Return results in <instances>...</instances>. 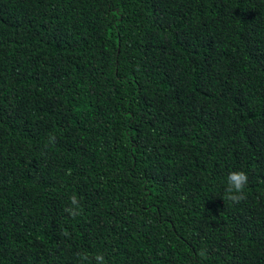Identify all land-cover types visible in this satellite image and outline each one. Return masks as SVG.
Here are the masks:
<instances>
[{
    "label": "trees",
    "instance_id": "obj_1",
    "mask_svg": "<svg viewBox=\"0 0 264 264\" xmlns=\"http://www.w3.org/2000/svg\"><path fill=\"white\" fill-rule=\"evenodd\" d=\"M77 253L264 264V0H0V264Z\"/></svg>",
    "mask_w": 264,
    "mask_h": 264
},
{
    "label": "clouds",
    "instance_id": "obj_2",
    "mask_svg": "<svg viewBox=\"0 0 264 264\" xmlns=\"http://www.w3.org/2000/svg\"><path fill=\"white\" fill-rule=\"evenodd\" d=\"M55 136L49 135V143H55ZM248 184V174L243 170H232L228 173L225 193L223 196L224 200L233 202L234 204L240 203L241 200L245 199L244 189ZM70 206L65 208L67 212L72 217H76L80 214V202L75 195L70 198ZM64 236H68L69 233L63 232ZM203 254V253H201ZM80 258L81 264L89 259L87 253H77ZM95 264H106L105 256L101 253H97L94 257Z\"/></svg>",
    "mask_w": 264,
    "mask_h": 264
}]
</instances>
